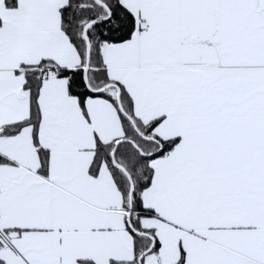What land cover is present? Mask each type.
Segmentation results:
<instances>
[{
    "label": "snow or ice",
    "instance_id": "snow-or-ice-1",
    "mask_svg": "<svg viewBox=\"0 0 264 264\" xmlns=\"http://www.w3.org/2000/svg\"><path fill=\"white\" fill-rule=\"evenodd\" d=\"M0 264H264V0H0Z\"/></svg>",
    "mask_w": 264,
    "mask_h": 264
}]
</instances>
